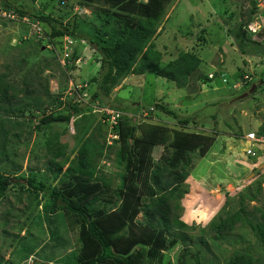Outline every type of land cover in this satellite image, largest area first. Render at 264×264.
Returning a JSON list of instances; mask_svg holds the SVG:
<instances>
[{"label":"rangeland","instance_id":"374dc122","mask_svg":"<svg viewBox=\"0 0 264 264\" xmlns=\"http://www.w3.org/2000/svg\"><path fill=\"white\" fill-rule=\"evenodd\" d=\"M0 1L7 2L26 14L19 18L3 11L7 16L0 15V73L7 72V75L11 76L9 80L17 82L22 80L26 72H34L36 67L42 68L48 63L49 66L41 77L48 79L50 92L57 93L60 90L63 92V100H67L64 106L53 103L49 111L69 114L71 108L67 103L73 105L74 102H81L79 105L83 114L89 118V123L94 128L99 129V131L91 129L96 141L100 140L97 136L99 134L103 135L107 144L109 142L110 126L101 122L107 107L120 108L127 116L137 121L143 118L142 108L153 107L156 102L171 108L181 119L189 118L190 123L183 128L175 120L155 110L151 116L148 114L149 119L146 123L167 126L172 132L184 130L197 136L215 137V142L206 155L202 157L197 154L191 155L192 162L186 170L189 174L188 179L181 187L180 195L171 202L172 215L183 224L181 227L174 226L171 232L191 237L192 243H188L189 247L184 248L179 240L172 248L164 250V264L167 261L176 264V258L189 261L186 251L201 252L205 260L213 264L225 262L236 251H246L256 258L259 264H264L263 249L259 246L256 234L250 226L237 222L232 232L221 234H217L210 227L235 214L241 207L239 201L242 196L243 206L246 212L251 214L247 217L248 220L259 222L261 213H264V168H260L263 159L247 156L245 154L247 144L237 137L238 134L247 133L249 130L258 131L263 123L264 85L260 83V79L264 77V56L241 55L233 39L226 37V26L229 28L241 22V11L247 12L250 7L248 0H172L165 10L164 27L156 43L162 50L164 63L166 60L174 59L179 52H193L201 59L198 71L190 77L189 88L177 89L172 82L152 75L128 76L113 89L109 98L102 97L97 101L91 99L96 87L88 83L91 77L97 76L99 69L96 64L93 65V59L96 57L91 50L93 47L82 39L64 38V43L69 41L66 44L69 51L75 50L80 58L82 57V63L64 71L62 58H53L48 52L54 49L55 55L59 56L60 46L52 48L49 44L45 47L38 44V40L41 39L37 37L36 31L38 27L42 31L44 28L37 24L34 17L47 14L55 17L66 11L69 14L62 20L63 24L76 21L78 25L84 24L81 28L85 31L90 27L95 30L104 23L103 16H99L98 12L108 6L93 3L87 6V10H82L79 8L80 0H66L67 4L79 9V12L71 14L67 8L60 6L58 0ZM258 6L264 10V1ZM111 25L109 23L106 26ZM200 36L205 37L204 42L200 40ZM252 38L255 39L256 34ZM21 59L27 60V65L19 69L16 65ZM220 70H227L228 84L222 82L220 74L214 81L209 83L206 81V76ZM243 74L248 79L244 80V76H240ZM240 80L243 81L242 85L236 90H231L232 84ZM245 81L249 83L245 84ZM254 86L255 89L252 91ZM17 121L24 123L22 132L18 137L10 138L13 140L6 148L10 147L14 152L15 155L11 159L19 167H10L8 163L0 164L1 172L9 175L13 185L8 189L6 197L0 201V224L4 219L8 220L7 226L0 227V259L10 264H20V256L25 251L17 246L18 238L30 230L34 239L39 241L38 247H45L47 249L45 253L49 252L41 255L43 251L39 252L36 248V253H39L28 257L26 264H58L60 256L69 255L70 260L75 262L77 231H69L63 217L61 219L59 217L58 220L60 230L57 229L55 220V225H48L47 221L42 220L37 224L36 217L39 215L41 218L48 217L49 207L45 208V203L49 206L51 200L48 194L53 187L60 188L57 180H53L52 171L49 170L53 152L56 149L64 150L65 156L70 155L72 158L82 141L76 138L77 132L72 130V121L71 124L49 125L46 130L41 131L35 129L38 125L36 119L31 125L23 117ZM73 121L74 125L76 123L79 127L82 125L78 122L81 120L76 117ZM48 140L49 142L55 140L52 146L50 144V148L46 147ZM117 149L116 146L108 153L106 151L108 155L97 161L98 168L110 181L109 187L105 190L101 188L98 194L103 200L113 202H117L114 192L117 188L119 190V181L122 174H125L124 163L119 162L114 156ZM162 150L163 158L167 157L170 149L163 145ZM30 178L36 182H44L47 188L45 193L36 194V199H29V193L21 194L19 186H16H25L24 181ZM248 196H254V200L250 201ZM124 199L125 196L118 199V205ZM145 202L147 200L142 204ZM30 203L33 211L27 213ZM132 207L134 205L128 209H133ZM186 207L189 210L207 209L208 218L184 223L181 217L184 216ZM6 212H9V215L5 216ZM32 216L36 221V227L28 224ZM134 222H143L141 213L135 217ZM140 227L137 225L135 228L139 230ZM54 229L62 240L59 243L61 246H56V250L52 251L53 248L50 247H54V242L49 239V232ZM200 237H203L206 246L197 241ZM148 261L149 259H143L142 263L148 264Z\"/></svg>","mask_w":264,"mask_h":264},{"label":"trees","instance_id":"16d2710c","mask_svg":"<svg viewBox=\"0 0 264 264\" xmlns=\"http://www.w3.org/2000/svg\"><path fill=\"white\" fill-rule=\"evenodd\" d=\"M62 1L58 0V3ZM262 1L264 0H248L250 7L247 12L241 11V22L229 28L226 26L228 29H226V37L233 39L241 55L264 56V29L256 34L255 39L247 30V26L254 22L257 16H264V10L258 6ZM171 2L172 0H80V6L87 7L93 3L108 6L109 9L103 8L98 12L99 16H103L104 23L95 30L90 27L85 31L81 28L84 24L78 25L76 21L62 23L66 14H69L66 11L55 17L52 14L36 16L34 18L44 24L45 35L49 40L45 43L39 40L38 44L43 47L47 44H51L54 48L61 47V39L69 37L73 40L82 39L93 47L91 50L96 56L93 65L96 64L99 68L97 76L91 77L88 81L90 86L96 87V91L91 94L93 101L102 97L109 98L113 89L128 76L152 75L172 82L177 89L189 88L190 77L198 71L201 59L193 52H179L174 59L166 60L164 63L162 50L156 43L164 27L165 10ZM0 10L19 18L26 15L19 8H13L2 1H0ZM68 11L72 14L70 9ZM109 23L112 25L107 27ZM202 32L204 33V29ZM78 33L81 36L77 35ZM199 38L202 42L205 41V37ZM48 52L53 58L58 59L54 49ZM77 59L81 60L82 57L80 58L75 50L70 52L68 61L71 65L66 67V70L73 69ZM26 65L27 60L21 59L16 66L20 69ZM48 66L49 64L45 63L42 68L36 67L34 72H26L22 80L17 82L13 79L9 80L11 76H8L7 72L0 73V164L8 163L10 167H19L11 159L15 155L14 152L10 147L6 148L13 140L10 138L18 137L22 132L24 123H19L18 118L23 117L30 125L36 119L38 125L35 129L39 131L46 130L53 124H71L72 120L71 125L77 132L76 138L82 142L72 158L70 155L65 156L64 150L56 149L53 152L49 170L52 171L53 180H57L60 188L53 187L48 194L51 199L49 206L45 203V208L49 207L48 217L41 218L40 215L36 217L37 224L42 220L47 221L48 225H55V220L59 230L58 220L59 217L60 219L63 217L68 230L78 233L75 241L77 253L75 262L70 260L71 255H69L60 256L57 263L145 264L142 260L149 259L148 264H164V250L172 248L179 240L184 248H188L190 245L188 243H192L191 237L171 232L174 226H183L172 215L171 202L180 195V189L188 179L189 174L186 170L191 165V155L197 154L199 157L206 155L215 142V137L197 136L184 130L172 132L167 126L146 123L149 119L148 114L151 116L155 111L175 120L183 128L190 123L189 118L181 119L171 108L156 102L153 107H143V118L137 121L127 116L120 108L107 107L120 114L114 129L116 140L111 145H107L103 135L98 134L100 140L96 141L91 130L94 128L93 125L89 123V118L85 117L82 108L77 104L67 103L71 108L69 114L49 111L53 103L64 106L67 100H63V92L60 90L57 93L50 92L48 79L41 77ZM226 73L227 70H220L211 76H206L205 79L209 83L220 74L222 82L228 84ZM260 81L264 85V77ZM248 83L245 81V84ZM233 85L234 83L231 90L238 89L233 88ZM74 117L81 120L78 121L82 123L80 127L77 123L74 125ZM94 130L99 131L96 127ZM257 132L264 135V119ZM242 135L243 133L238 134L237 137L240 138ZM54 141L48 140L46 147L50 148ZM163 145L170 149L169 155L165 158L162 156ZM116 146L118 149L112 154L119 162L124 163L125 174H122L119 181V190L117 188L114 192L117 202H113L103 200L98 194L101 188L105 190L109 187L110 181L98 168L97 161L106 157L108 155L106 151L108 153ZM263 163L264 159L261 160V164ZM8 176L0 169V201L13 186ZM24 183L26 187L16 186H19L21 194L29 193V199H36V194L47 191L44 182H36L33 178L25 180ZM123 196L125 199L120 201L121 205H118V199ZM248 198L250 201L254 200V196ZM145 200L147 202L142 204ZM239 202L241 207L235 214L210 227L217 234H221L232 232L237 222L247 224L256 234L264 256V213H261L259 222L248 220L247 217L251 214L246 212L243 206L244 196L240 197ZM31 205L30 203L27 207V213L33 211ZM132 205H134L133 209H128ZM140 213L143 222H134L135 217ZM4 215H9V212ZM37 224L36 221L30 223L31 227H36ZM7 225L8 220L4 219L0 227ZM137 225L141 226L139 230L135 228ZM3 230L6 231L5 228ZM24 235L17 237V246L25 251L20 256V264H26L28 257L31 258L37 252L36 248L39 252L43 251L41 255L49 252L45 253V250L47 251L45 247H38L39 241L34 239L30 230ZM49 239L54 242V247L49 246L53 248L52 251L56 250V246H61L59 243L62 239L56 235L55 229L49 232ZM197 241L206 246L203 237L198 238ZM186 252L189 261L176 258V264H213L206 261L201 252ZM154 260L158 261L154 262ZM0 264L10 263L0 259ZM166 264L173 263L167 261ZM219 264H259V261L246 251H236L229 259Z\"/></svg>","mask_w":264,"mask_h":264},{"label":"built area","instance_id":"2783aa9c","mask_svg":"<svg viewBox=\"0 0 264 264\" xmlns=\"http://www.w3.org/2000/svg\"><path fill=\"white\" fill-rule=\"evenodd\" d=\"M0 15H2L3 17L7 16L6 13H3V11L0 10ZM9 17V16H8ZM262 25L255 23L252 26H249V31L251 29L250 32H256V30H258L259 28H261ZM36 35L39 39H41L44 43L48 42V37L45 35V33L39 29H37L36 31ZM69 43V41L67 42ZM63 42V49L61 50L59 56L57 55L58 59L62 58L61 64L63 66V68L69 67L71 65V62L68 61V57H69V49L67 48L66 44ZM48 45V44H47ZM51 45V44H49ZM52 48H54L51 45ZM81 63L79 59L76 60L75 64H79ZM239 86L238 84L235 85V87ZM102 112V111H101ZM106 112V113H104ZM104 113V117L105 119L103 120L104 123H107V125L110 126V132H112L115 127L118 124V119L120 117V114L112 111L110 109L105 110ZM112 135V134H111ZM240 139L243 141V143L247 144V149H245V154L251 158H262L264 159V135L259 134L257 131H249L247 133H244Z\"/></svg>","mask_w":264,"mask_h":264},{"label":"clouds","instance_id":"9594fccd","mask_svg":"<svg viewBox=\"0 0 264 264\" xmlns=\"http://www.w3.org/2000/svg\"><path fill=\"white\" fill-rule=\"evenodd\" d=\"M260 4V3H259ZM60 6H62V8H67V10L68 9H70L71 11H72V14H73V12H75V13H77V12H79V9H76V8H74L73 7V5H69V4H67L66 3V0H63L61 3H60ZM79 8H81L82 10H87L86 8L87 7H85V6H79ZM263 16H257L256 18H255V20H254V22H252V23H250L248 26H247V30H248V32L250 33V34H252V35H254V34H257L259 31H261V29H264V20H263ZM36 20V22H38L37 24L39 25H41L43 28H44V26L40 23V21L39 20H37V19H35ZM261 21V22H258V21ZM255 23H258V24H261L262 25V27L261 28H259L258 29V31L257 32H250L249 31V26H252V25H254ZM43 32L44 33H46L44 30H43ZM48 37V36H47ZM64 38H69V37H63L62 39H61V41H62V45H61V47H59L60 48V50H62L63 49V39ZM39 41V40H38ZM42 41V40H41ZM80 60V59H79ZM76 62V61H75ZM80 62H81V60H80ZM75 66H78L77 64H74ZM66 69L67 68H63V70L64 71H66ZM246 79H248L247 78V76H244V80H246ZM242 82L243 81H239V82H235L234 83V85H233V88H239V86L240 85H242ZM261 83V82H260ZM236 84H238L239 86H237V87H235V85ZM85 87H87V85H84ZM84 96H86L85 94H84ZM92 99V98H91ZM81 102H74L73 104H77L79 107H80V104ZM94 107V106H93ZM95 109H97V107H94ZM108 109V108H107ZM100 113H101V110H100ZM105 119V117L103 116L102 117V123H104L103 122V120ZM72 121V120H71ZM72 126V125H71ZM72 130H73V132H75V130L73 129V127H72ZM111 134L112 135H109V142H108V144L107 145H111L112 143H113V141L114 140H116V134L114 133V130L111 132ZM110 136H112V137H110ZM107 143V142H106ZM71 157V156H70ZM206 212H207V209H204V210H200V209H197V210H189L187 207L185 208V214H184V216H182L181 217V219H182V221L184 222V223H189V222H192V221H195V220H197V219H199V220H201V221H203V220H205V219H207L208 217H207V215H206ZM32 222H34V216H32L31 218H30V220H29V222H28V224H30V223H32ZM22 236H24V234L22 235ZM21 236V237H22Z\"/></svg>","mask_w":264,"mask_h":264},{"label":"water","instance_id":"95a60500","mask_svg":"<svg viewBox=\"0 0 264 264\" xmlns=\"http://www.w3.org/2000/svg\"><path fill=\"white\" fill-rule=\"evenodd\" d=\"M255 89V86L252 88V91ZM260 168H264V163L260 165Z\"/></svg>","mask_w":264,"mask_h":264}]
</instances>
